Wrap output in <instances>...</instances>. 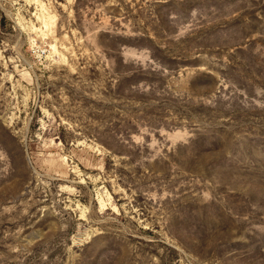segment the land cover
I'll list each match as a JSON object with an SVG mask.
<instances>
[{"label":"rangeland","instance_id":"374dc122","mask_svg":"<svg viewBox=\"0 0 264 264\" xmlns=\"http://www.w3.org/2000/svg\"><path fill=\"white\" fill-rule=\"evenodd\" d=\"M0 264H264V0H0Z\"/></svg>","mask_w":264,"mask_h":264}]
</instances>
